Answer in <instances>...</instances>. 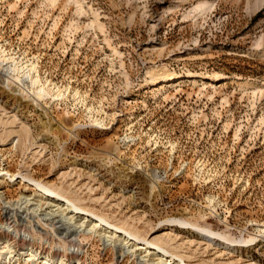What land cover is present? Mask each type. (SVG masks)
I'll return each instance as SVG.
<instances>
[{
  "label": "rangeland",
  "instance_id": "374dc122",
  "mask_svg": "<svg viewBox=\"0 0 264 264\" xmlns=\"http://www.w3.org/2000/svg\"><path fill=\"white\" fill-rule=\"evenodd\" d=\"M0 47L63 92L0 66L1 256L152 263L5 212L34 180L187 264H264V0H1Z\"/></svg>",
  "mask_w": 264,
  "mask_h": 264
},
{
  "label": "bare ground",
  "instance_id": "6f19581e",
  "mask_svg": "<svg viewBox=\"0 0 264 264\" xmlns=\"http://www.w3.org/2000/svg\"><path fill=\"white\" fill-rule=\"evenodd\" d=\"M6 64H8V66L4 71L7 75L18 79L25 86V88L31 90V92H33L38 99L63 96V92H61L58 88L55 89V86H51L50 81L45 80L43 82L38 73L36 63L31 62L25 65H18L15 58L7 56V54H5V50H2L0 47V66ZM149 75L154 86L168 83L175 85L178 80L183 77L192 79L196 77L194 73H188V75L182 76L162 69L151 70ZM209 77L212 80H219L223 77V75L219 74ZM94 122L99 125H104L103 121L97 117L94 119ZM7 174L8 171L0 169V176ZM32 182L39 186V194L34 195V197L21 196L16 201L7 203L5 206V212L8 213L11 211L12 213L10 214L18 215L21 212L23 213L22 215L26 217L32 214L31 216L33 218L35 216V218H40L44 221L48 219L51 222H57L59 224V229L65 232V236H70L71 233H77L78 229L86 231V233L97 234L104 245L112 246L117 250V252L122 254L127 252L135 253L136 251L142 250L141 252H145L142 258L149 257L144 261H151L152 263L150 264H187L182 258H179L174 253H171L162 245L150 242L144 238L138 237V235H135L128 230L114 226L100 216L87 213L76 206L70 199L63 197L61 194L37 183L34 180H32ZM2 196L3 194L0 191V200L2 199ZM55 218L58 219L54 221ZM196 230L198 229L196 228ZM21 240L23 243L30 241L29 235H26L25 233L21 234ZM69 245L71 248L75 246L74 238L69 240ZM74 249L75 248H73V250L71 249L73 251L72 253H74ZM78 250L79 249L77 248L76 254H78ZM21 252V255H32L33 252L30 242L25 244V247ZM58 258H60L59 264H67L64 263L61 257ZM51 260L53 259L45 258L43 264H52L53 262ZM28 262H32L33 264L34 259H24V264H29ZM0 264H11L10 260L7 259L6 256H1V251Z\"/></svg>",
  "mask_w": 264,
  "mask_h": 264
}]
</instances>
